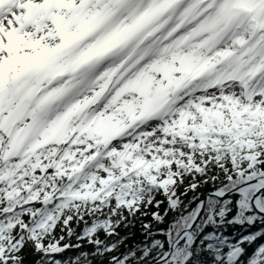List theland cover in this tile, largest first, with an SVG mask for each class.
Listing matches in <instances>:
<instances>
[{
	"label": "snow or ice",
	"instance_id": "6c2138e0",
	"mask_svg": "<svg viewBox=\"0 0 264 264\" xmlns=\"http://www.w3.org/2000/svg\"><path fill=\"white\" fill-rule=\"evenodd\" d=\"M206 154L232 160L238 209L264 211V0H0V264H160L158 235L190 248L203 205L182 198L208 180L181 191L179 169ZM137 214L145 239L117 255Z\"/></svg>",
	"mask_w": 264,
	"mask_h": 264
},
{
	"label": "trees",
	"instance_id": "16d2710c",
	"mask_svg": "<svg viewBox=\"0 0 264 264\" xmlns=\"http://www.w3.org/2000/svg\"><path fill=\"white\" fill-rule=\"evenodd\" d=\"M193 163L201 168V172H196L193 168L185 174V169H179L184 184L180 185V190L189 183L202 182L208 180L207 183H202L200 187L197 188L196 193H189L188 196L182 199L187 202L188 198L198 194L197 202L208 193L217 191L218 189H223L224 191L230 190L231 188L241 184V181L236 177L234 171V165L232 160L227 154H222L221 158L217 160L215 155L209 158V154L204 155L202 158L197 156L194 158ZM244 162L237 161L236 166H242ZM175 170V166H173ZM227 176H231L232 180L226 179ZM195 178V179H193ZM179 183V181H178ZM156 199L161 200L163 197L157 195ZM242 197L240 193L232 194L222 200L210 197L206 200L203 213L200 219L192 228V234L194 235V242L191 247H186L184 241H181L179 245H176L170 254V256L160 264H165V261H170L173 255H176L177 250H179V255L177 256L176 264H180V260L188 253L192 252V256L185 264H230L224 259V254L229 251V246H235L238 242L244 240L245 237L255 236V240L252 244H241L240 246L245 249L244 255L235 262V264H246L247 257L251 255L254 249L260 245L264 244V218L258 217L251 210L249 205V200L245 203L248 204V208L236 206V201L241 200ZM230 201L231 203H226ZM166 204L160 206L159 211L163 213ZM195 208V202L191 205ZM260 207L264 208V200L260 201ZM157 209L153 207L148 208V212L151 213ZM223 210V211H222ZM174 213L169 212V214L164 217V222L160 224H153L155 229H167L169 227L170 221L174 217ZM206 221V223H205ZM251 221V222H249ZM143 222H152L150 215L144 216L142 219L140 214H137L134 227L124 228L123 226L118 229L120 236L128 237L125 245H122L119 252L126 250V247L132 246L142 242L145 237L141 234L142 229L140 227ZM197 226H199V231H197ZM176 228L183 229V225H177ZM175 232V229L173 230ZM103 238V234H101ZM176 235L171 236L169 239H165V236L158 235L156 237L150 238L146 243H151L152 241H159L162 246L153 247L149 256H156L157 253L163 255L164 252L168 250L169 242L172 241ZM85 250H91L90 248H85ZM140 253L137 252L136 255ZM27 259L26 264H33L34 258L25 253ZM75 255V252L69 251L65 253L66 257ZM219 255L221 259L217 261L215 257ZM143 264V262H141Z\"/></svg>",
	"mask_w": 264,
	"mask_h": 264
},
{
	"label": "water",
	"instance_id": "95a60500",
	"mask_svg": "<svg viewBox=\"0 0 264 264\" xmlns=\"http://www.w3.org/2000/svg\"><path fill=\"white\" fill-rule=\"evenodd\" d=\"M242 187H243V185L237 186V187L233 188V189L230 190V191L224 192V194H223L222 196H215V195H212V193H214V192H212V193H208V194L204 195V197L200 200V202H202V205H203V206H202V208H201L200 211H199V215L197 216L196 221L198 220V218L200 217V215H201V213H202V211H203V208H204V204H205V200H206V198H208V197H214V198H217V199H222V198H224V197H226V196H229V195H231V194H233V193H236V192L238 191L237 189H240V188H242ZM252 200H254V197L250 199L251 207L255 210V212H256L258 215L264 217V212H263V211H262V212L259 211V210L257 209L256 204L251 202ZM196 221H195V222H196ZM194 224H195V223H193V225H194ZM181 234H183V230L181 231L180 235H181ZM176 239H177V237L172 241V244H173V245H175V240H176ZM173 247H174V246H173ZM173 247H169V248H168V250H167L168 255H167L164 259H166V258L170 255V253H171ZM162 261H163V260H162Z\"/></svg>",
	"mask_w": 264,
	"mask_h": 264
}]
</instances>
